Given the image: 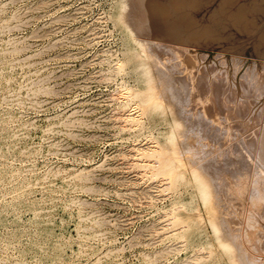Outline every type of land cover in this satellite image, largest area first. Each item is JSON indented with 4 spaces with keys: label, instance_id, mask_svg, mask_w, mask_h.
Returning a JSON list of instances; mask_svg holds the SVG:
<instances>
[{
    "label": "rangeland",
    "instance_id": "obj_1",
    "mask_svg": "<svg viewBox=\"0 0 264 264\" xmlns=\"http://www.w3.org/2000/svg\"><path fill=\"white\" fill-rule=\"evenodd\" d=\"M118 1L0 0V145L4 147L0 150V212L4 216L3 222H0V264H43L32 258L25 248L29 241L36 238V229L27 221L29 214L27 205L35 199L43 200L46 207L51 205L60 207L62 204L75 200L84 214L89 215L93 220L92 228H84L86 231L82 230L81 237L67 231L61 233L59 241L63 260L58 264H104V255L109 248L115 253V264H180L190 254L189 245L185 250L180 251V254H173V224L164 231L165 234L159 233V228L167 223L164 215L173 211V196L176 194L183 196L186 187L183 183H179L176 191L173 192V188L168 189L169 183H166L168 180L165 176L157 175L154 178V174L151 177V173L147 172L149 168H145V165L148 164V158L140 157L139 159L134 154L137 153L134 149L152 144L151 140H155L160 124L159 120L154 122L150 120L146 107L139 105L137 98L132 99L133 96L128 98L136 86V75L132 63L127 62L124 34L114 19ZM131 1L133 2V0L129 2L123 0L125 12H122V18L130 26L132 24L131 27L136 35L145 38L136 27L138 15ZM162 1L169 12L165 18L168 24L166 34L169 36V41L164 43L192 48L189 50L190 54L195 56V59L190 62L186 52H178L184 63L182 64L185 72L174 73L177 76L173 75V67L168 66L170 64H165L166 68L171 69L170 72L168 69L161 70L160 66L157 70L161 71H157L158 66L148 62L152 76L155 74L153 81L156 80L159 83L154 84L159 91L155 92L161 96L160 98L157 95L169 119L173 121L175 116H180L176 118L179 122L183 118L186 119L184 105L182 106L181 102L183 98H175L172 91L174 87V90L178 89L173 76L182 79L187 75L189 86L195 82L197 88L195 91L190 90L192 93L195 92L194 94L190 92V97L193 99L199 97L206 114L211 115V119L215 121L216 114L225 117L230 122V124L227 122L229 127L244 134L242 136L246 138V142L254 146L259 142V135H261L259 133L262 124L260 106L264 102L262 101L264 100V71L260 70L261 66H264V63L261 65L262 61L264 62V0H257V3L256 0H215V2L214 0H186L185 4L177 3L178 6L174 4V0ZM205 3H207L206 6ZM128 13L137 15V18L127 15ZM216 29L221 30V34L217 33L219 30ZM191 32L196 38L189 35ZM248 41L251 43L249 44ZM13 48L15 52H11ZM211 52L221 56L214 54L212 56ZM160 54L163 57V53ZM225 55H229L230 60ZM221 61L225 63V72L232 74L230 75L232 78L220 75L217 71L222 68ZM237 61L238 64H236ZM253 61L255 63L252 66ZM119 63L123 67L122 71L116 70V67L120 66ZM216 63H218L217 66ZM115 64L117 66L113 67ZM236 69L238 72L234 75L233 70ZM245 73L246 76L248 74L249 79H251L250 75H256L255 82L252 81L253 85L249 79L239 83ZM259 90L263 92V96ZM126 91L127 93H123ZM31 92L34 94L32 95ZM165 102L169 109L166 108ZM256 102H259V105ZM134 106H139L137 109L142 110L139 111L141 116L139 115L138 125L129 124L123 117L129 112L127 110L134 109ZM173 107L176 111L181 107L177 111L180 115L177 112L174 114ZM259 117L260 121H258ZM186 121L184 123L188 125L184 124L185 129L183 122L180 123L182 124L180 130L185 132H180L181 136L184 134V137H179L178 141L181 139L187 141L189 137H192L187 143L182 140L189 147L184 146L182 142L179 143L183 146L185 155L188 154L186 156L200 157L205 148L212 146L211 140L208 139L209 135L206 131L195 127L197 124L190 127V123ZM122 124L124 126H121ZM250 124L252 129H247L251 128ZM171 132L173 133V129ZM254 139L256 143L252 142H255ZM179 143L175 150L182 159V165L185 166H179L176 173L180 174L186 182L191 179L186 166L188 161L185 162L188 157L181 151ZM155 144L160 152H163L164 159L167 157L168 162L171 161L173 168V140L171 143H163L159 140ZM192 158L188 159L192 160ZM138 161L139 164H137ZM142 161L146 164L144 165ZM157 163L158 161L155 165ZM140 164L144 165L142 166L144 170ZM81 170L89 176H85L80 187L75 189L64 190L55 186L50 187L48 181L42 179L48 171H59L61 175H64L67 172ZM17 185H30L28 187L30 192H24L19 198L14 197L13 192ZM145 187L149 188L148 191ZM149 195L150 200H148ZM78 202L83 203L79 205ZM84 202L85 205H83ZM86 202L94 205H88ZM71 208L68 207L65 210L57 208L48 211L47 214L58 220L62 215L69 213ZM256 208L255 211L258 210L264 220L263 206L259 205ZM186 218L197 219V216L194 213H188ZM204 221L203 226L208 228ZM152 223L154 227H151ZM255 237L260 243L259 247L262 246L264 239L258 234L254 235ZM250 239L252 240V237ZM162 249L163 252L167 249L171 254L166 250L162 256ZM159 252L160 255L157 254ZM97 258L100 260L96 262Z\"/></svg>",
    "mask_w": 264,
    "mask_h": 264
},
{
    "label": "bare ground",
    "instance_id": "obj_2",
    "mask_svg": "<svg viewBox=\"0 0 264 264\" xmlns=\"http://www.w3.org/2000/svg\"><path fill=\"white\" fill-rule=\"evenodd\" d=\"M174 1H175L174 4L178 3L181 5V4L186 3V0H174ZM128 2H129V0H128ZM163 2L164 1H162V0H133L132 3H134L135 12L138 15V18H137V15H135L137 18L136 24L138 25L136 27H137L138 31L141 32V36H143L145 38H140L138 35H136L133 28L131 27L132 24L130 26L126 21H124L125 19L122 18V12L123 11L125 12V10H124L125 9V4H124L125 2H123V0H119L117 2L116 10L114 12L115 22L125 37L126 55L128 57L127 62L132 63L133 71L136 75V78H135L136 86H135V88H133L132 93H130V95L128 94L129 95L128 98H131L132 96H133L132 99L137 98L139 101V105L146 107L145 110H146L147 114L149 115L150 120H152L153 122L159 120L158 122L160 124L159 128L157 129V134L154 137L155 140H153V141L151 140L152 144H150L144 148H136V150L134 149V151H137V153H134V154H136L139 159H140V157L141 158L142 157L148 158V160L146 159L148 161L147 165H145L146 163H144L142 161L145 165V168L148 167L152 171V172L151 171L149 172V169L147 168L148 169L147 172L151 173V177L154 174V178H156L155 176H157V175L158 176H160V175L165 176L166 179L168 180L166 183L167 184L169 183L168 189L173 188V192L176 191L177 190L176 187L178 186L179 183H183V185L186 187V190H185L183 196H180L177 194L173 196V211L172 212L169 211L166 213V215H164L166 217L167 223L163 224L162 227L159 228V230H160L159 233H161L162 235H163V233L165 234L166 232H164V231L169 229V226L171 227V225L173 224L172 226H173V254L174 255L178 254L182 250H185L187 245L190 246V254L188 255L187 258L183 259L182 260L183 262H181L180 264H264V240H263L262 246L259 247L260 243L258 242V240L256 238L257 236L254 238V235L258 234L259 237L264 239V220H263L262 215L258 212V210L255 211V208L258 207L259 205L263 206L262 211H264V102L262 103V101H264V100L262 99V101H261L262 105L260 106L261 107L260 114L262 115V117L259 114L260 117L262 118L261 132L259 131V133L261 135H259L260 136L259 142L256 143V139H254L255 142L252 141L253 143H256L255 145L253 144L254 146H252L246 142V140H245L246 138L243 137L244 134H241L240 132H238L237 129L235 130V129L229 127L230 122L227 121V119L225 117L220 116L214 112V115L216 114L217 119L215 118L216 121L211 119V117H210L211 115L206 114L205 109L203 107V103L200 102L199 97H197L195 99L190 97L191 93H192L191 91L197 90L195 82H192V85L189 86L188 80H187L188 79L187 75H185L182 79L173 76V81L178 86L177 87L178 89L174 90V88H175L174 87L172 92H173L175 98H180V99L183 98L182 99L183 101H181L183 104L182 103L181 104H182V106L184 105L183 109H184V113L186 115V119L185 118H183V119H185V121L187 120L186 122L190 123L189 124L190 127L192 125L197 124L195 127H197V128L200 127L203 129V131H206V133H208L207 135H209L208 139H210L211 143H212V146L210 148L208 146V149H206V148L204 149L205 151L201 154L200 157L198 156V157L192 158L196 155H194V156L191 155L190 157L186 156L188 154L185 155V152L183 151V146L181 145V143H179V142H182L183 139H181V141L180 140L178 141V139H180L179 137H181V138L184 137V134H183V136H181V134H180V132L183 131V130L182 131L180 130V128H182L181 127L182 124H180V123L183 122V125H184L185 121L183 119L182 120L179 119V120H181V122L176 120V118L180 117L178 115H177L178 117H176L174 115L175 118L173 117V121H171L169 119L168 115L165 112L163 105L161 104V102L159 100L161 98V96H159L157 93L159 91L155 88V85H154L156 83L157 84H159V83L156 82V80L153 81V79H154L153 76L155 74L152 76L153 73L151 74V71H150L151 68L148 66V62H152L153 65L156 64L158 66V67H156V70L160 66L161 70L164 69L166 71L169 68L168 66H170V68L173 67V70H172L173 75H175L174 73L183 74L185 72V71H183V64L184 63L181 61V58H180L178 52H180V51L186 52L188 54V60L190 62L195 59V56L191 55L190 51H189L192 48H186L184 46H179L178 44H177L178 46H176V45L172 46L171 44H165L164 43L166 41H169V36L166 34V30L168 32V28H167L168 24L165 22V18L168 16L169 12L166 8L165 3H163ZM200 2H202V1H200ZM214 2H215V0H214ZM256 3H257V0H256ZM172 4L173 3L171 1V5ZM178 4L176 6H178ZM206 4L207 3H205V6H206ZM127 7H128V5H127ZM187 7H189V6H187ZM176 8H178V7H176ZM180 8H183V7H180ZM200 8H202V7H200ZM129 10L130 9L128 8V12H129ZM195 11H196V9H195ZM195 11H194V13H196ZM131 12H133V11H131ZM173 12H175V11H173ZM182 14L183 13H181V15ZM186 14H187V12H186ZM127 15L134 16L133 13H131V14L128 13ZM231 17H232V15H231ZM181 19H183V18H181ZM201 22H200V24H201ZM218 23H220V22H218ZM255 23H256V20H255ZM250 24H251V22H250ZM185 25H187V24H185ZM232 26H234V25H232ZM251 26H252V24H251ZM262 26H263V24H262ZM209 28H211V27H209ZM260 28H258V29H260ZM219 29H216V30H219ZM213 30H214V28H213ZM220 31L221 30H219V32H217V33H220ZM176 32L177 31H175V33ZM203 33H205V32H203ZM96 34H98V32ZM252 34H254V33H252ZM189 35H192V32L189 33ZM256 35H257V33H256ZM173 36H174V34H173ZM192 36H194V35H192ZM224 36H226V35H224ZM253 36H255V35H253ZM214 37H215V35H214ZM189 38H190V36H189ZM194 38H196V36H194ZM204 38H206V37L204 36ZM210 38H211V36H210ZM249 38H250V36H249ZM245 39H243V40L245 41ZM181 41H182V39H181ZM249 41H248V43H249ZM202 45H203V43H202ZM214 45H215V43H214ZM214 45H212V46H214ZM259 48H260V46H259ZM15 49H16V47H15ZM12 51L15 52L14 48L11 49V52ZM238 51L236 53H238ZM160 53H163V57L160 56L161 55ZM241 53H242V51H241ZM241 53H239V54H241ZM203 54H205V53H203ZM211 54H212V52H211ZM213 54H212V56H213ZM214 55L215 56H219V55L221 56V54H218V53L217 54L215 53ZM206 56H204V57H206ZM226 56H227L228 60H230L229 59L230 56L225 55V57ZM164 57H165V59H163ZM262 57H263V55H262ZM224 58H223V61H224ZM215 59H216V57H215ZM217 59H218V57H217ZM163 60H165L166 62L168 61V63H165V61L163 63ZM218 60H221V59H218ZM231 61H233V60H231ZM218 62L220 63V61H218ZM152 63H151V66H152ZM229 63L231 65V62H229ZM238 63L239 62L237 61L236 64H238ZM254 63H255L254 61L251 62L252 66ZM263 63L264 62L262 61L261 65ZM165 64H167V65L170 64V65H168L167 66L168 68H166ZM217 64L218 63H216V66H217ZM221 65H222V66H220V67H222L221 70H217L220 73V75H223L226 77L232 75V74H228L227 71L225 72L226 67H225L224 62L221 61ZM116 66L117 65L115 64V66H113V67H116ZM153 67H155V66H153ZM227 67L229 68V64ZM261 67L262 68L259 67L260 70L264 71L263 70L264 66H261ZM122 69H123V67L121 66V64H120V66L116 67L117 71H122ZM152 69H155V68H152ZM159 70H157V71H159ZM170 70L168 69L169 72H170ZM110 71H111V69H110ZM153 71L155 73H157V71H155V70H153ZM233 71H234V73H233L234 75L236 74V72H238L237 69L233 70ZM240 71H239V73H241ZM210 72H212V71H210ZM231 73H232V71H231ZM175 76H177V75H175ZM247 76H248V74H247ZM247 76L245 73V75L242 76V79L239 83H241V82L243 83L244 79L248 81L249 78H247ZM250 77H251V79H249V80H251L250 83L253 85L252 81L255 82L256 75L252 74V76L250 75ZM220 81L222 82V78ZM227 86H229V85H227ZM38 90H40V89H38ZM38 90H37V92H38ZM40 91H39V94H41ZM43 91H45V90H43ZM127 91H129V90H127ZM127 91L123 92V93H127ZM155 91H157V92H155ZM197 92H196V94H197ZM263 92L260 91L261 96H263V94H262ZM194 93H192V94H194ZM242 93H244V92H242ZM33 94L34 93H32V95ZM196 94H195V97H196ZM35 95H38V94H35ZM198 96H199V93H198ZM215 96H216V94H215ZM124 97L126 98V96H124ZM132 99H131V102H132ZM250 99H252V98H250ZM257 99H254V100L257 101ZM126 100H127V98H126ZM128 100H130V99H128ZM255 101H253V102H255ZM178 102H179V100H178ZM176 103H177V101H176ZM125 104H126V102H125ZM127 104H128V102H127ZM173 104H174V100H173ZM257 104L259 105V102ZM165 105H166V108L169 109V106H167L166 102H165ZM135 106H137V105L135 104ZM217 106H218V104H217ZM137 108H139V106L135 107L134 109H131V110L128 109L127 111H129V112L123 116V117H125L124 121L128 122L129 124L138 125V123L140 121V120L138 121V118H139V115L141 114V113L139 114V111H142V110H140L141 108L140 109H137ZM174 108L175 107H173V110H174ZM179 108H181V107H179ZM179 108H178V110H179ZM126 109H127V107H126ZM126 109H124V112ZM174 111H175L174 112V114H175L177 111L176 110H174ZM248 112H249V110H248ZM182 117H183V115H182ZM241 118H242V115H241ZM261 118L258 121H260ZM242 119H244V117ZM235 121H236V119H235ZM237 121H239V120L237 119ZM244 121H245V119H244ZM227 122H229V124ZM232 123H235V122H232ZM242 123H240V124H242ZM259 123L260 122H258V124ZM65 124H67V123H65ZM118 124H120V123H118ZM238 124H239V122H238ZM70 125L72 126V124H70ZM125 125H126V123H125ZM185 125H188V124L186 123ZM185 125L183 126L184 129H185ZM121 126H124V125L122 124ZM250 127L251 128H247V129H252V125ZM135 128H137V127H135ZM193 128H194V126H193ZM256 128H257V126H256ZM121 129L123 130V127ZM124 129H125V127H124ZM172 129H173V133L171 132ZM187 129L188 128H186V130ZM202 129H200V130H202ZM245 129H246V127H245ZM130 130H132V129H130ZM240 131H241V129H240ZM184 132L185 131H183V133ZM198 132H199V130H198ZM200 132H202V131H200ZM243 132L245 133V131H243ZM206 133H205V135H206ZM191 134L192 133H190V135ZM201 134H203V133H201ZM245 135L247 136V131H246ZM189 138L191 139L192 137H189ZM189 138H188V140H189ZM202 139H203V137H202ZM202 139H201V141H202ZM159 140L163 143H171L173 140V168H172L171 161L168 162V159H166L167 157L165 158L166 160L164 159L163 154H162L163 152L162 151L160 152L157 144H155V142L159 141ZM185 140L186 139H184L183 141H185ZM187 141H185V142L187 143ZM177 143H179V145H181L180 149L184 153V155L188 158H192V160L188 159V158L185 159L186 160L185 162H187V161L189 162V165H187L188 164V162H187L186 166H188L189 173L191 176V179L189 181L187 180L186 182H184L183 177H181L180 174L176 173L177 168L179 166H181V167L185 166V165L184 166L182 165L183 164L182 159L178 155V152H176V150H175V149H177L176 148V146L178 145ZM182 143L184 144V142H182ZM191 143H192V141H191ZM209 144H210V142H209ZM186 145H188V144H184V146H186ZM196 145H200V144L196 143ZM188 147H189V145H188ZM200 147H201V145H200ZM3 148L4 147L2 145H0V150ZM201 150H202V148H201ZM165 156H166V152H165ZM144 158H142V159H144ZM153 158H154V161L157 159L155 162L158 161L159 164L157 163V165H155V162L152 161ZM134 161L136 162L137 160H134ZM139 163L140 162L138 161L137 164H139ZM176 163H178V166H176ZM19 165H20V162H19ZM140 165L139 166L141 168H143L142 166H144V165H142V164H140ZM96 166H99V165H96ZM136 166H138V165H136ZM145 168H143L142 170H144ZM45 169H46V167H45ZM55 169L57 170L58 168H55ZM137 171H139V170H137ZM86 172H88V171H86ZM172 174H173V178H172ZM85 176L88 177L89 174L87 176V174L84 172V170L67 172L64 175H61V173L59 171H48L42 176V179L47 180L48 181L47 183L49 184L50 187L55 186V187L62 188L64 190H70V189H75L77 187H80L81 181L83 180V178ZM86 183H87V181H86ZM28 187H30V185H26V186L17 185L14 189V192H13L15 195L14 197L19 198L22 196V194L24 192H30V190H28ZM145 188H147V187H145ZM86 189L88 190L89 188H86ZM148 189L149 188H147V191H148ZM165 189H167V187H165ZM89 190H91V189H89ZM84 191H82V192L85 193ZM144 191H146V189ZM144 191H142V192L144 193ZM89 192H87V193H89ZM151 192H154V191H151ZM145 194H147V193H145ZM150 195H149L148 200H150ZM153 196H155V198H156V195L153 194ZM148 200H146V201H148ZM154 201H152V202H154ZM75 202H76L75 200H72L67 204H62L60 207H57L55 205H53V206L51 205V206L46 207L43 204V200L35 199L29 205H27V210L29 212L27 221L29 222V224H31L36 229V238H33L31 241H29V243H27L26 247H25L32 258L37 259L39 262H41L43 264H58V263L62 262V260H63L62 247H61V244L59 241V237H60L61 233L67 231L68 233H70L74 236H80L81 237V236H83L82 230L86 231V230H84V228L85 229L92 228L93 220L90 218L89 215L84 214V212L80 209L79 206L76 205ZM78 203H80L79 205H81L83 202H78ZM90 204H92V203H90ZM90 204H88V205H90ZM83 205H85V202ZM92 205H94V204H92ZM149 205L151 206V204H149ZM68 207H72L71 211L69 213H66L65 215H62L58 220H55L54 218H52L51 215L47 214L48 211H53V210H56L57 208L65 210ZM86 207H88V206H86ZM90 207H94V206H90ZM188 213L196 214L197 219H193V218L187 219L186 216ZM3 220H4V216L0 212V222H3ZM203 220H205L204 222H206V224L208 225V228L203 226V224H202ZM154 224H156V223H154ZM101 225L102 224H100V226ZM152 226H153V223L151 224V227ZM153 229L156 230V228H153ZM157 229H158V227H157ZM153 232H154V230H153ZM85 234H87V233H85ZM102 234H100L101 237H102ZM252 234H254V235L252 236ZM97 235L99 236V234H97ZM250 237H252V240L250 239ZM170 248H172V247H170ZM119 249H118V251H120ZM168 250L171 251L169 248H168ZM168 250H167V252H168ZM165 251L163 252V249H162L161 255H162V253H165ZM157 254L160 255V252ZM157 254H155V256H158ZM169 254H171V253H169ZM115 257L116 256H115L114 251L109 248L107 250V253L104 255V259H105L104 264H115ZM143 257H145V255ZM98 259L99 258L96 259V262ZM149 262H150V260H149ZM93 264H97V263H93Z\"/></svg>",
    "mask_w": 264,
    "mask_h": 264
}]
</instances>
